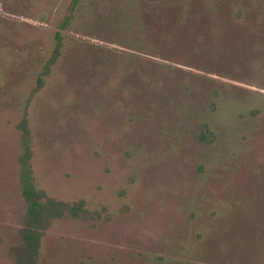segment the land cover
<instances>
[{"label": "rangeland", "instance_id": "obj_1", "mask_svg": "<svg viewBox=\"0 0 264 264\" xmlns=\"http://www.w3.org/2000/svg\"><path fill=\"white\" fill-rule=\"evenodd\" d=\"M0 264H264V0H0Z\"/></svg>", "mask_w": 264, "mask_h": 264}, {"label": "trees", "instance_id": "obj_2", "mask_svg": "<svg viewBox=\"0 0 264 264\" xmlns=\"http://www.w3.org/2000/svg\"><path fill=\"white\" fill-rule=\"evenodd\" d=\"M51 48L50 53L47 58L41 61L38 64L35 74V84L39 86L43 80V78L49 73L50 67L52 64L55 63L59 56H63L62 53V36L59 32H54L52 35L51 40ZM22 125H23V121ZM26 134V131H23ZM27 147L25 148V150ZM25 154H22L18 157V165H19V172H18V179H19V191L20 195L23 200L24 204V218H25V227L22 228L21 234L22 239L24 241L25 248L28 249L29 252H35L37 249L36 246V235H35V228L41 226L42 220V205L39 203V194L36 192L35 188L33 187L31 176H30V169L26 161ZM40 193V192H39ZM48 204H50V211L51 206L52 209L55 211L57 215L61 214L60 204L58 202H53L48 199ZM70 213L75 215L76 209L73 207L69 208Z\"/></svg>", "mask_w": 264, "mask_h": 264}]
</instances>
